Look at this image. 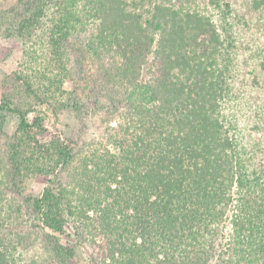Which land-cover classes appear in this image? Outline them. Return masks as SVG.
<instances>
[{"label": "trees", "instance_id": "1", "mask_svg": "<svg viewBox=\"0 0 264 264\" xmlns=\"http://www.w3.org/2000/svg\"><path fill=\"white\" fill-rule=\"evenodd\" d=\"M0 33L24 46L1 86L0 264L84 247L89 264H264V0H19ZM87 58L120 115L89 146L58 127ZM41 231L48 261L28 260Z\"/></svg>", "mask_w": 264, "mask_h": 264}, {"label": "rangeland", "instance_id": "2", "mask_svg": "<svg viewBox=\"0 0 264 264\" xmlns=\"http://www.w3.org/2000/svg\"><path fill=\"white\" fill-rule=\"evenodd\" d=\"M19 4V0H0V15L9 14V12ZM24 46L18 37L8 38L0 33V96L3 80L20 70L23 57ZM85 72L82 73L77 67L75 80L67 82L65 88L67 90H76L82 100L80 107L81 112L66 113L61 117V122L58 127L63 131L67 138L79 140L80 145L86 143L85 146L93 145L102 140L104 132L108 124L115 125L116 120L120 117L116 113L107 114L105 106L107 99L104 98L101 74L102 70L94 65L90 59H85ZM49 132L42 136V140L48 141L51 139V133L55 131L54 120L50 116L48 119ZM16 128V119L10 118L7 132L13 134ZM46 186L44 178L32 179L28 184V194L35 196L40 195ZM40 238L35 247L30 250L27 255L28 260H46V233L40 232ZM72 234V231H70ZM69 234V235H71ZM64 241L71 240L73 237H62ZM90 250L87 247L81 248L78 251L77 258L74 264H89Z\"/></svg>", "mask_w": 264, "mask_h": 264}]
</instances>
